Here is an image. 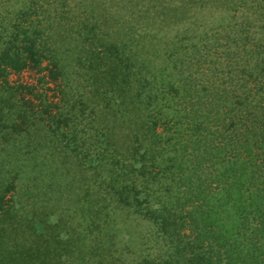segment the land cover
<instances>
[{
  "label": "trees",
  "instance_id": "obj_1",
  "mask_svg": "<svg viewBox=\"0 0 264 264\" xmlns=\"http://www.w3.org/2000/svg\"><path fill=\"white\" fill-rule=\"evenodd\" d=\"M237 13L264 40V0H0V264H58L56 235L11 249L6 195L41 206L97 166L106 194L80 200L89 234L61 264H264V42L225 31Z\"/></svg>",
  "mask_w": 264,
  "mask_h": 264
},
{
  "label": "rangeland",
  "instance_id": "obj_2",
  "mask_svg": "<svg viewBox=\"0 0 264 264\" xmlns=\"http://www.w3.org/2000/svg\"><path fill=\"white\" fill-rule=\"evenodd\" d=\"M11 3H13V0H11ZM15 6H17L16 3ZM247 13L250 15V12L247 11ZM241 14L242 13H237V16L233 17V15H230L229 17H227L224 23L225 24L231 23L234 26H229V29L227 28L225 31L233 30L236 32L240 27H244L245 31L250 32V42H251L250 45L252 46V44H254L256 40H258V42L261 43L260 45H262L264 42V40H262L263 38L262 30L259 29L256 32L254 26L250 27V24L240 23L242 21V18L239 15ZM209 17L210 19H208L207 15L204 17L201 16L200 20L198 21L199 26H201L198 28L199 34L200 32L205 34V32H203V29H205L206 31L208 28H210L212 24H214L212 20L215 21L217 19L222 18V13L214 11L213 16H209ZM230 17L232 18L230 19ZM210 34L212 35V32H208V34L206 35L209 36ZM224 34L225 33L222 34L223 37ZM192 35H194V33H191V36ZM223 37H222V41H223ZM195 39H198L197 35L195 36ZM36 78L37 75L34 71H25L20 74L10 76V81H12L13 83L15 82L33 83ZM25 170H26L25 172L21 173L23 174V176H21L20 181L24 180L25 175H28L27 173L28 171L26 168ZM101 171L102 170L100 169V167L97 166L94 172H92V170L87 169L86 173H83L82 176L77 175V176H72L71 179L66 178V182L68 184L67 187L65 188L67 191L66 195L64 194L65 191L61 189L60 191L61 192L63 191V193L59 195V198H54L51 201L49 200L46 204H41V206L34 205V208H30L28 204L27 205L24 204L22 207L17 205L19 202L22 203L21 201L25 196L24 188H22V191H18L19 193L15 191L13 196L11 195L12 191L9 192L6 195L5 200L8 197L10 198V201H12L9 204L11 205L15 204L14 210L16 215V221H14L16 224L13 225V223H10V227H7L9 230L6 232L8 234L7 237L9 238V239L6 238V242L8 241V244L11 247V249L17 248L19 251L23 249L24 253L31 254L33 260H35L36 257L35 254L33 253L35 246L37 247L43 246L45 250L48 249L50 250L52 246H50L49 243H52V241L48 243L46 242V240L48 237L56 235V241L60 240L57 243L56 250L51 252L50 255L47 254L48 256H44L42 260L47 262L57 259L58 264H61L63 261L64 262L72 261L73 258H77L78 256L77 250L80 247L81 242H77L78 244L76 245V239L78 236L81 235L86 236L89 234L86 227L83 225V223H85L86 221H83L82 219L84 218L79 214V211L82 208L80 200L84 198H87L88 200H93V198L97 200L98 198L99 199L104 198L106 194L105 188H106V184L108 183V179H105L106 177L103 176V173H101ZM44 179L45 181L43 182V180H39V178L36 177V180H38V182L41 183V184L37 183L41 188L40 191L33 190V192L35 193L33 194L34 197L37 196L38 198H40V196H42V194L45 191L47 192L46 196H50V191H51L50 189H53V185L52 187H50L47 181L55 182V179L53 178H51L50 180L46 178ZM36 180L35 182H37ZM154 188L156 187L154 186ZM30 191L31 188L30 189L28 188L26 193ZM12 219L14 218L12 217L9 220L11 221ZM110 219L115 222L116 216L114 215ZM137 223H138L137 228L136 230L133 231V233L137 235V238L133 242L131 243L129 242V245L125 244V247H127L128 250L130 249L132 251L135 250V252L137 251L136 247L142 246L145 243L146 238H148L150 234L149 228L146 227L145 222L143 221L141 222L139 220L137 221ZM41 234H43V236H40ZM126 237L125 240H127ZM137 239L140 240L136 242ZM63 240L64 242H62ZM122 242L123 240H121L115 245L117 246L116 249L119 252L126 251L125 247H123L122 245ZM106 247L108 248H106L104 252L106 254L109 253L107 258L110 259L111 258L110 254L111 252H113V248L108 245H106ZM156 250L157 247L155 248V251ZM37 263L38 262L36 261V264Z\"/></svg>",
  "mask_w": 264,
  "mask_h": 264
}]
</instances>
